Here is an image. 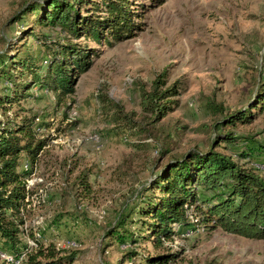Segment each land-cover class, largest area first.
<instances>
[{"label": "rangeland", "instance_id": "374dc122", "mask_svg": "<svg viewBox=\"0 0 264 264\" xmlns=\"http://www.w3.org/2000/svg\"><path fill=\"white\" fill-rule=\"evenodd\" d=\"M45 1L0 0V53L11 55L16 43L20 56L38 58L47 54L40 42L53 48V42L70 40L95 55L61 102L31 89L19 105H0V121L35 115L38 138H49L36 161L38 173L50 184L48 199L24 210L22 241L28 247L33 242L74 251L72 264L119 262L124 245L104 246L107 226L135 204L153 172L189 151L207 150L220 134L247 139L239 144L247 142L249 156L240 163L264 177V116L234 128L217 124L222 115L247 108L264 82V0H128L140 30L112 45L74 41L58 28L38 26L29 10ZM155 79L163 83L160 91L174 85L177 95L167 99L176 105L151 124L140 110L139 96ZM3 90L0 81V95ZM209 102L221 112L208 109ZM117 112L130 122L123 123ZM81 179L89 193L84 194ZM192 209L186 213L187 225L176 227L183 232L158 250L177 255L167 264H264V239L204 231ZM126 228L136 233L133 223ZM65 241L75 246L64 249ZM131 248L140 254L157 252L148 243Z\"/></svg>", "mask_w": 264, "mask_h": 264}, {"label": "trees", "instance_id": "16d2710c", "mask_svg": "<svg viewBox=\"0 0 264 264\" xmlns=\"http://www.w3.org/2000/svg\"><path fill=\"white\" fill-rule=\"evenodd\" d=\"M130 6L128 0H47L32 6L29 11L35 13L38 26L58 28L71 40L86 38L97 45H112L134 37L140 30L134 21L138 16L133 11L136 9ZM30 36L31 31L27 33V37ZM40 43L47 54L41 57L39 54L38 58L20 56V47L16 43L12 49L17 50L11 55L0 53V81L4 84L0 105L9 108L19 105L29 97L31 89L49 92L56 103L61 102L73 93L78 76L90 68V59L95 55L93 49L70 43V40L53 42V48L43 41ZM162 84L161 80L155 79L148 91L140 90L139 107L149 115L151 124L163 118L171 110L170 105H176V101L167 100L177 95L176 87L173 85L160 91ZM207 108L221 112L220 106L215 107L211 102ZM0 115L3 114L0 112ZM258 115L264 116V82L257 85L247 108L222 115L217 124L228 128L248 125ZM116 116L123 123L130 122L119 112ZM36 119L31 115L19 116L17 122L0 121V252L16 256L24 251L19 264H72L76 260L74 251L64 252L52 245L37 244L35 248H29L22 241L26 220L23 180L27 173L18 168L23 159L30 163L37 161L49 139L38 138L37 127L40 125L35 123ZM246 140L230 133L220 134L207 150L189 151L153 172L134 199L135 204L118 213L113 224L105 230L104 239L108 240L105 247L113 242L124 245L125 251L115 264L175 261V253L158 250L163 242H170L176 233L183 232L176 227L187 225L186 212L191 208L197 216V224L204 231L219 230L247 240H263L264 177L257 168L240 163L249 156L247 142L239 144ZM217 147L232 151H216ZM79 184L84 194L89 193L84 180L81 179ZM131 223L137 226L136 233L126 228ZM29 236L33 239L32 234ZM147 243L157 252L140 254L131 248Z\"/></svg>", "mask_w": 264, "mask_h": 264}, {"label": "built area", "instance_id": "2783aa9c", "mask_svg": "<svg viewBox=\"0 0 264 264\" xmlns=\"http://www.w3.org/2000/svg\"><path fill=\"white\" fill-rule=\"evenodd\" d=\"M18 169L27 173L26 178L23 180L24 190L26 192L24 210L30 207L35 208L38 207L39 205L44 204V202L47 201L48 199L47 191L48 188L50 187V184H47L38 173L37 162L35 161L33 163H30L28 160L23 159L20 162ZM99 218H101V216ZM188 218H190L191 223L195 222L196 218L192 220V217L190 215ZM25 227H26V221L24 222L22 229L24 230ZM35 235L37 236V234ZM165 244L166 242H163V245ZM29 245L31 246L29 248L36 247L35 243L33 244V242H29ZM74 246L75 245L72 243V241H65L62 244V247L64 249H71ZM24 254L25 252L22 251L19 255L11 256L7 253L0 252V260L5 264H19L20 261L23 259Z\"/></svg>", "mask_w": 264, "mask_h": 264}]
</instances>
